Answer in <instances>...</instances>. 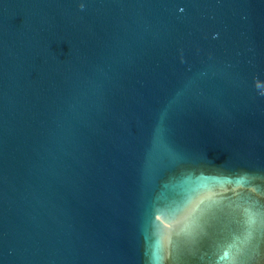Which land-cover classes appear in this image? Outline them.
Segmentation results:
<instances>
[{
    "label": "water",
    "instance_id": "water-1",
    "mask_svg": "<svg viewBox=\"0 0 264 264\" xmlns=\"http://www.w3.org/2000/svg\"><path fill=\"white\" fill-rule=\"evenodd\" d=\"M0 264H264V0H0Z\"/></svg>",
    "mask_w": 264,
    "mask_h": 264
}]
</instances>
